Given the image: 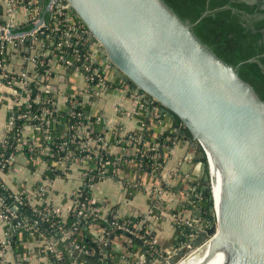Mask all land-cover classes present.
<instances>
[{"label":"crops","instance_id":"crops-1","mask_svg":"<svg viewBox=\"0 0 264 264\" xmlns=\"http://www.w3.org/2000/svg\"><path fill=\"white\" fill-rule=\"evenodd\" d=\"M0 21L9 22L8 11L1 0ZM10 23L16 30L28 23V14L24 9H17ZM40 44L27 38L5 42L3 74H24L30 82L39 85L42 79L34 59L43 49ZM97 57L102 60L99 52ZM66 64L56 62L51 69L53 90L50 97L55 113L61 117L54 121L58 126L44 121L50 132L41 126V129L25 127L20 133L25 144L16 146L7 167L0 172V182L12 195L27 200L31 210L52 212L65 226L67 234L61 235L57 230L47 237L38 229L27 231L23 226L25 221L7 224L0 217V264H61L64 259L57 248L59 244H63L69 264H89L72 257L70 247L74 250L78 247L79 252L90 258L97 257L99 264H136L138 260L143 261L141 246L149 245L146 240L144 242V237L142 241L132 233L137 234L144 228L155 250L171 252L183 236L180 225L174 223L175 218L184 216L181 211H185L186 202L189 205L193 199L198 200L200 182L197 179L195 142H187L175 125L176 119L166 118L154 103L144 98L133 85L122 81L111 68L106 72L108 86L90 90L85 86L79 64ZM1 73L0 137H6L26 97L21 94L16 99L13 90H18L19 84L13 82L8 85ZM38 90L45 95L43 86ZM72 100L77 101L81 113L91 121L92 132L102 139L109 157L102 176L92 185H87L85 179L89 170V173H94L92 162L78 156L75 151L55 154L47 144L53 139L67 141L72 129L63 115L69 111ZM168 133H176L177 137L172 142L165 138L171 146L169 149L162 148L163 162L158 167L153 164L145 171L136 161L140 157L137 154L139 151H145V154L149 148L156 151L157 138ZM138 134L141 137L136 138L137 141L127 142V136ZM74 150L78 152L75 146ZM146 154L144 156L153 160ZM160 157L155 155L154 161L157 162ZM89 202L94 203L98 210L100 227L83 221L82 215ZM191 215L194 218L195 211ZM113 222L128 224L129 228L133 225V231L110 230ZM103 226L107 227L106 231L122 232L133 238L118 234L106 257L107 240L103 236ZM83 238L97 239V249L92 251L86 246L79 247L77 244ZM136 240L141 242V246ZM2 241L6 246L1 245ZM49 247L56 253L54 258L46 254Z\"/></svg>","mask_w":264,"mask_h":264},{"label":"water","instance_id":"water-1","mask_svg":"<svg viewBox=\"0 0 264 264\" xmlns=\"http://www.w3.org/2000/svg\"><path fill=\"white\" fill-rule=\"evenodd\" d=\"M65 2L88 29L89 42L100 45L102 61L166 118L177 119L184 139L195 142L198 193L211 200L210 205L198 202L207 210L204 230L184 251L156 263L143 252V261L136 264H178L181 254L189 255L210 240L185 264H264V102L236 67L191 31L209 12L189 24L163 0ZM115 235L106 241V257ZM70 250L74 258L99 264L97 257Z\"/></svg>","mask_w":264,"mask_h":264},{"label":"trees","instance_id":"trees-1","mask_svg":"<svg viewBox=\"0 0 264 264\" xmlns=\"http://www.w3.org/2000/svg\"><path fill=\"white\" fill-rule=\"evenodd\" d=\"M166 5L172 9L178 17L187 22L189 24H194L200 18L202 13L209 12L205 15L198 23H196L191 31L193 34L203 43L205 44L218 58H220L225 63L236 67L237 73L241 79L248 82L256 92V94L260 97V99L264 102V9L262 8L264 4V0H255L254 3L248 4L244 0H163ZM48 0H44V3H47ZM40 16L48 21L49 16L47 13L40 12ZM0 23H3L0 21ZM32 29V26L29 22L22 27L14 30V33H26ZM249 60V61H248ZM31 85L28 87L30 91V97L33 99L38 93L35 90V86ZM132 85V84H131ZM41 102L43 104H33L30 103V107L28 109V116L30 118H34L30 121L18 120L15 121V127L13 131L5 137L6 144L5 148L0 145V159H7L11 154H14L16 148V140L18 138V129L25 124L37 126L39 125V121L35 120L38 117H42L41 114L43 109H49L51 107L50 103H53L50 95L43 97L41 94ZM50 100V101H49ZM46 101L50 103L45 104ZM24 108L19 109L17 114H23ZM75 112L81 111L78 109L73 110ZM69 111L63 115L64 119L69 121L70 127L76 121H82L80 119H73L69 116ZM16 114V115H17ZM52 115V114H51ZM61 118L60 114L54 113L51 116L48 115V121L50 124H54ZM55 122H54V121ZM44 124V120H42ZM176 122L179 121L176 119ZM175 122V123H176ZM42 124V123H41ZM58 126L55 123V127ZM71 130V129H70ZM50 132V131H49ZM72 131L68 135L67 141H58L55 139L49 140L47 142L51 152L55 154L59 153L63 155L67 151H72L78 156H82L84 153L76 152L74 150V146L70 144V140L72 138ZM176 134V133H175ZM175 134H165L162 137L157 138V143L160 147L153 152H149L148 155H159L160 158L154 160L147 157H139L137 162H140L142 168L146 171L153 164H161L163 162V151L161 146L166 145L169 146L170 143L165 140V138H169L173 140L174 137H177ZM95 138V137H94ZM146 137H144L145 139ZM61 144H65L62 151H58L57 147ZM140 146V145H139ZM104 161H109V157L107 154L102 155ZM90 162H95L94 160ZM97 177L92 174L90 177V182L94 183L97 181ZM0 182V199L4 207L9 208L10 210L13 207H16L15 214L17 215V219L19 221H25L27 224L34 226V222L37 223L35 227L43 232L49 237L50 235H54L57 232V226L60 223V220L57 218H52L51 220L45 222L40 219V217L34 213L26 204H19L15 202L13 199V195L5 190ZM203 201L206 205L211 204L210 198L204 196ZM203 217H207V210L202 209ZM88 222V224H93L94 226L100 227L99 221L96 220H83ZM10 223H15L13 220H10ZM64 229L65 226L62 225ZM104 227V226H103ZM133 225H130V231ZM105 228V227H104ZM107 229V227H106ZM115 231L109 232V236L112 235ZM141 234L145 233V228L141 231H137ZM116 235L113 239L119 234L122 233L115 232ZM109 236L107 238H109ZM125 236V235H123ZM57 237V236H56ZM148 241L147 236L144 234V241ZM79 247L86 246L88 250H96L97 242L93 243L89 239L82 240L81 243L77 244ZM102 246V245H101ZM61 256L64 261L61 264H69V261L66 259V253L63 249V244H59L57 246ZM55 251L52 254H48L54 258Z\"/></svg>","mask_w":264,"mask_h":264},{"label":"built area","instance_id":"built-area-1","mask_svg":"<svg viewBox=\"0 0 264 264\" xmlns=\"http://www.w3.org/2000/svg\"><path fill=\"white\" fill-rule=\"evenodd\" d=\"M1 1L8 11L9 19L8 23H0V72H2L1 76L7 80L8 85H11L13 82H17L19 84V89L13 90L16 99L21 94L25 95L26 97V101L23 106L25 111L23 114L16 115V120L30 121L34 119L30 118L27 113L30 107V103L37 105L43 104L40 99L41 94L38 90L40 86H43L45 88V95L50 94V92L53 90V86L50 84V80L52 78L51 69L52 65L56 62H62L64 64L78 63L87 89L96 90L108 86L106 72L110 67L105 64L104 61L100 59H95L94 56V53H98L100 45L95 42H89L91 35L88 29L73 13V11L70 9L69 5L65 2V0H48L47 3H44V0ZM20 8L24 9L25 12L28 14V22L32 26V29L26 33L13 34L14 29H12L13 27L10 21L12 22L13 17L17 12V9ZM40 12L48 14V21L44 20L40 16ZM24 38L30 39L32 41L41 42L40 46L43 48L42 51L45 52L43 54V52L41 51L36 55L34 59L36 68H38L39 70L38 75H40L42 82H39V85H36L34 83L32 84L35 86V90L38 93L35 97H33V99H31L30 97V91L28 88L32 82H30L24 74H3L4 43L10 42L13 39L23 40ZM42 96L45 97L44 95ZM49 101H46L45 104L50 103ZM150 101L151 103H153L152 100ZM50 105L51 107L49 109L42 110V115L50 116L51 113H55L53 103L51 102ZM69 109V116L71 118L82 120L76 121L72 124L71 129L73 134L70 140V144L75 146L79 153H84L82 155V158L87 159L89 161H95L96 164L94 166V170L96 169V175L101 177L103 173L101 169H103L108 164V161H104L102 157L103 154H106L105 145L103 144L101 138L95 137L94 135H92V132L89 133L88 129H86L85 132H81V130H83L84 128V125L88 126V118L80 117L82 115L80 112L73 111L75 109H79L77 101H70ZM35 120L38 121V118H36ZM27 126L32 127L34 129H41L40 123L37 126H31L29 124L21 126V128H19L17 131V147L24 145V142L21 139L20 132ZM134 141H137L136 138L132 136H127V142L129 144L133 143ZM0 143L2 144L1 147L5 148L4 137H0ZM62 145L63 144L57 147L58 151L63 150ZM10 156L7 159H0V172H2L7 167L10 160ZM15 202L22 204L17 199L15 200ZM0 206L2 207V209H0V217L4 221L7 220L10 222V220L17 219V215L15 214L16 207H13L11 210L9 208L4 207L1 199ZM96 212H98V210L96 209L94 203L89 202L85 207L83 217L86 219H88V217L92 218V216H96ZM37 215L42 221L45 222L54 218L53 213L47 210L44 213L39 212L37 213ZM35 225H37L36 222H34V226L26 223L23 226L27 231L35 232L37 231ZM122 226L125 227V225ZM122 226H117L120 231L123 230L127 231L128 233H131L128 230L122 229ZM57 230L61 235L67 234V232L63 230L61 226H57ZM132 235L136 236V233H132ZM1 245L3 247L6 246L4 241L1 242ZM46 252H48V254H52L54 251L52 248L49 247Z\"/></svg>","mask_w":264,"mask_h":264},{"label":"rangeland","instance_id":"rangeland-1","mask_svg":"<svg viewBox=\"0 0 264 264\" xmlns=\"http://www.w3.org/2000/svg\"><path fill=\"white\" fill-rule=\"evenodd\" d=\"M247 2H252V1H254V0H246ZM94 56H95V59H97V60H99V58L97 57V54L96 53H94ZM43 95V94H42ZM48 95H50V94H48ZM45 97L47 96V95H44ZM52 114V113H51ZM82 114V113H81ZM53 115V114H52ZM52 115H50L51 116V118H52ZM80 117H84V118H87L84 114H82ZM46 118H48V116H42V117H38V121H39V123H40V126H41V128L43 129L44 128V130L46 131V132H49L48 131V127H47V124H43V122H42V120H44V121H48V119L46 120ZM15 121H18V120H16V119H14V121L12 122V125H11V127L9 128V130H8V132H12L13 131V128L15 127ZM42 123V124H41ZM86 129H88V132L89 133H91L92 132V125H91V121L88 119V126H85L84 125V128H83V130H81V132H85L86 131ZM21 133V132H20ZM92 135H94L93 134V132H92ZM129 136H132V137H134V138H137L138 139V137L140 136L141 137V135H129ZM4 139H5V137H4ZM171 142H172V140H171ZM5 144H6V140H5ZM25 144V143H24ZM0 145H2L1 143H0ZM170 146L171 145H169V146H166V145H162L161 146V148H164V149H169L170 148ZM62 147H65V144H63L62 145ZM160 147V145L158 144V147L157 148H159ZM157 150V149H156ZM153 151H155L154 149L152 150V148H149V150H147V154L146 155H148V153L149 152H153ZM145 152V151H144ZM144 152H141L140 153V151H139V153L137 154L138 155V157L140 156V157H146V156H144L145 154H144ZM150 156H152L153 157V160H155V154H152V155H150ZM148 158V157H147ZM151 159V158H150ZM158 159V158H157ZM88 162L90 163V161L88 160ZM92 164H93V167L95 166V162H92ZM158 167L159 166V164L158 165H155V167ZM161 166V165H160ZM104 169V168H103ZM103 169H101L102 171H103ZM94 171V175L97 177V179H99L100 177L98 176V175H96L97 174V170L95 169V170H93ZM89 172H90V170H89ZM88 172V175L87 174H85V179H86V183H87V185L89 184V185H92L93 183L92 182H90V176L92 175L91 173H89ZM5 190H7L6 189V187L4 186V185H1ZM13 199L14 200H18L19 202H21L22 204H26L27 205V200H25L24 198H21V197H16V196H14L13 195ZM157 201V200H156ZM200 201H202V202H204L203 201V198L202 197H200V195H199V193H198V200L196 199V200H192V201H190L189 202V205H188V202H186V206H184L185 208V211H181V214H184V216L182 215V216H179V217H177V218H175V222L174 223H176L177 222V224L178 225H180V227L179 228H181L180 229V231L183 233V236H182V239L177 243V245L176 246H174V248L172 249V251L171 252H169V253H163V252H161V251H157V250H155V248L153 247V241L151 240V239H148V241L150 242H148V244L147 245H149V246H144L143 247V252H145L148 256H150L151 257V262L152 263H156L159 259H163V260H165V259H167V257L169 256V255H171L172 253H174L175 251H180V250H182V251H184L185 249H186V247L190 244V241L192 240V238H194V236L195 235H197L199 232H201V231H203L204 230V221H205V218L202 216L203 214H202V208L198 205V202H200ZM197 202V203H196ZM18 203V202H17ZM188 205V206H187ZM152 207L154 206V203H152V205H151ZM157 208L158 207H160V203L156 206ZM183 208V207H182ZM0 209H2V207L0 206ZM183 209V210H184ZM150 210H152V209H150ZM32 211H34V210H32ZM199 212L200 214H201V217L199 218V216L198 215H194L195 217L193 218L192 217V215H191V213L192 212ZM34 213H39V211H34ZM97 214H96V216L94 215V217L92 216V218L91 217H88V219H91V220H96V221H99V214H98V212H96ZM84 216V214L82 215V217ZM90 216V215H89ZM81 217V218H82ZM54 218H57L55 215H54ZM58 219V218H57ZM85 220H88V219H86V218H84ZM196 219L197 220H199V222L198 221H196ZM7 224H9L10 222L9 221H5ZM62 223L60 222L59 224H58V226H61L62 227ZM64 226V225H63ZM119 226H122L120 223H115V222H113V225L111 226V228H110V230H119L118 229V227ZM62 229L64 230V228L62 227ZM122 229H125V230H130L129 228H128V224H126L125 225V227L124 226H122ZM139 229V228H138ZM121 231H123V230H121ZM141 231V230H140ZM102 232H104L105 233V235H103L105 238L104 239H108L107 237L109 236V232L110 231H106V228L104 229V230H102ZM145 235H146V233H144ZM144 234H141V232H137V234H136V237H138V238H140V239H142L143 237H144ZM152 239H153V237H151ZM93 241H95V242H97V239H94ZM92 241V242H93ZM142 241H143V239H142ZM145 243H146V241H144ZM152 243V244H151ZM205 245H206V243H204V244H202V245H200L194 252H192L191 254H189V255H182L181 254V256H183V257H181L182 259V261H185V260H187L188 258H191V257H193V256H195V255H197V254H199V253H201L203 250H204V248H205ZM43 253V252H42ZM48 252H46V254H47ZM171 253V254H170ZM184 254V253H183ZM140 257L143 259V256L142 255H140ZM141 259V260H142Z\"/></svg>","mask_w":264,"mask_h":264},{"label":"bare ground","instance_id":"bare-ground-1","mask_svg":"<svg viewBox=\"0 0 264 264\" xmlns=\"http://www.w3.org/2000/svg\"><path fill=\"white\" fill-rule=\"evenodd\" d=\"M205 151H206L207 158H208V152H207L206 148H205ZM208 170H209V174H210L211 180L213 181V185H212V194H211V195H212V200H213L214 210H215V212H216V208H215V184H214V176H213V174L210 172V169H209V159H208ZM211 241H213V240H210L208 243H206L205 248L207 247V245H208ZM205 248H204V250H205ZM189 259H190V258H188V259L185 260V261H181V262L178 263V264H185Z\"/></svg>","mask_w":264,"mask_h":264},{"label":"flooded vegetation","instance_id":"flooded-vegetation-1","mask_svg":"<svg viewBox=\"0 0 264 264\" xmlns=\"http://www.w3.org/2000/svg\"><path fill=\"white\" fill-rule=\"evenodd\" d=\"M244 1H245L246 3H248V4H252V3L255 2V0L252 1V2H247L246 0H244ZM262 8L264 9V4H263ZM175 125L177 126L178 123L176 122ZM178 128H179V130H180L179 133H180V134H184L183 131L181 130V128H180V127H178ZM202 216H203V215H202ZM204 218H205V217H204ZM105 263H106V262H105ZM105 263H103V264H105Z\"/></svg>","mask_w":264,"mask_h":264}]
</instances>
